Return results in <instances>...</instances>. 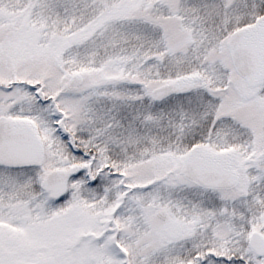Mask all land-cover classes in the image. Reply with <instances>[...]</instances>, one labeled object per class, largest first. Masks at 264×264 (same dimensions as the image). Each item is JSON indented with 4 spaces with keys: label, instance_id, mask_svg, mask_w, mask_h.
Returning <instances> with one entry per match:
<instances>
[{
    "label": "snow or ice",
    "instance_id": "6c2138e0",
    "mask_svg": "<svg viewBox=\"0 0 264 264\" xmlns=\"http://www.w3.org/2000/svg\"><path fill=\"white\" fill-rule=\"evenodd\" d=\"M0 264H264V0H0Z\"/></svg>",
    "mask_w": 264,
    "mask_h": 264
}]
</instances>
